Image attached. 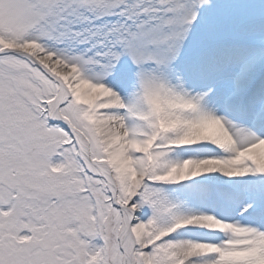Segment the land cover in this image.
<instances>
[{
    "label": "snow or ice",
    "instance_id": "snow-or-ice-1",
    "mask_svg": "<svg viewBox=\"0 0 264 264\" xmlns=\"http://www.w3.org/2000/svg\"><path fill=\"white\" fill-rule=\"evenodd\" d=\"M0 264H264V0H0Z\"/></svg>",
    "mask_w": 264,
    "mask_h": 264
}]
</instances>
